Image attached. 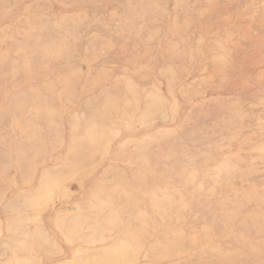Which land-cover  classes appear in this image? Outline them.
<instances>
[{"label": "rangeland", "instance_id": "374dc122", "mask_svg": "<svg viewBox=\"0 0 264 264\" xmlns=\"http://www.w3.org/2000/svg\"><path fill=\"white\" fill-rule=\"evenodd\" d=\"M0 264H264V0H0Z\"/></svg>", "mask_w": 264, "mask_h": 264}]
</instances>
